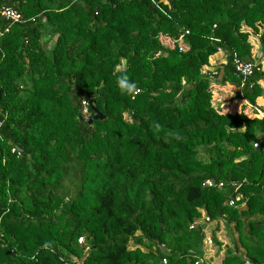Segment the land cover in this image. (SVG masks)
Returning a JSON list of instances; mask_svg holds the SVG:
<instances>
[{"label": "trees", "instance_id": "16d2710c", "mask_svg": "<svg viewBox=\"0 0 264 264\" xmlns=\"http://www.w3.org/2000/svg\"><path fill=\"white\" fill-rule=\"evenodd\" d=\"M3 8L22 22L0 16V264H205L221 221V264H264V0Z\"/></svg>", "mask_w": 264, "mask_h": 264}, {"label": "rangeland", "instance_id": "374dc122", "mask_svg": "<svg viewBox=\"0 0 264 264\" xmlns=\"http://www.w3.org/2000/svg\"><path fill=\"white\" fill-rule=\"evenodd\" d=\"M263 28H264V26H262V30H260L258 33H255L252 30L248 31L247 28L245 29L246 31H248L250 33V39L249 40H250L251 44L254 46L255 50H257V51H259L261 48L260 37L263 33V30H264ZM209 64H210V60H209ZM218 65H216V66H218ZM212 72H214V71H212ZM223 95H225V94H223ZM217 105H218V103H217ZM83 113H84L85 117L88 118L89 113L87 112V110H85ZM198 150L200 152L203 151L201 147H199ZM200 157H201V159L205 160V157H203V156H200ZM69 184H70V180L65 182L66 186H69ZM203 221H205V219H203ZM221 222H224V221H221ZM223 226H222L221 230L219 232H217L218 234H215V235L212 234L213 229H214L213 226L208 229V232H207L208 238L206 237V239H205V244L207 247L203 248V258H202V261H204L205 264H221L224 260L225 255L229 252L226 250L227 246H229V241H225V239H226V237L228 238V234H229L230 230H229V228H226L224 223H223ZM216 242L222 243V244L218 245V243H216ZM130 247L133 248V243L130 244ZM224 251H226V252H224ZM223 252H224V254H222Z\"/></svg>", "mask_w": 264, "mask_h": 264}, {"label": "crops", "instance_id": "0c3cea01", "mask_svg": "<svg viewBox=\"0 0 264 264\" xmlns=\"http://www.w3.org/2000/svg\"><path fill=\"white\" fill-rule=\"evenodd\" d=\"M227 63V57L226 54L224 52H219L216 55L212 56L210 59V64L206 67H204L205 71H217L218 69H220L222 66L226 65ZM219 64V65H218ZM218 65V66H216ZM208 69V70H207ZM262 69L264 70V60L262 61ZM262 87H264V83L261 84ZM217 94L220 96V99L218 100V105L217 103L215 104L217 107H223L226 105V99L230 96L229 93L226 92V90L218 88L216 89ZM225 94V95H223ZM203 221V220H202ZM200 221L201 224H204V221L202 222ZM214 227L213 229V235L214 234H218L217 232H219L223 226V222H212L210 224H204L202 229L205 232V235L207 237V232L208 229L211 227ZM224 227V226H223ZM210 233V232H209ZM232 230L230 228V232L228 234V238L226 237L225 241H229V246H227L226 250L227 251H231V249L233 248V243H232V239H231V234ZM208 238V237H207ZM206 239V238H205ZM222 244V243H221ZM205 248L207 247L206 244L204 246ZM226 252V251H224ZM224 252L222 254H224ZM203 258V256L201 257ZM206 259V258H205Z\"/></svg>", "mask_w": 264, "mask_h": 264}, {"label": "built area", "instance_id": "2783aa9c", "mask_svg": "<svg viewBox=\"0 0 264 264\" xmlns=\"http://www.w3.org/2000/svg\"><path fill=\"white\" fill-rule=\"evenodd\" d=\"M0 16L5 18L6 21L10 23V26L22 22V16L15 10L11 8H3L0 10ZM6 31H9L8 29ZM3 36V33L0 31V40ZM238 73L244 78V81L250 77L256 70V64L251 62H243L238 59L235 60ZM207 185L212 186L213 182H207ZM219 188H224L223 184L219 185ZM1 236V233H0ZM80 243H83V240H80ZM166 262V261H164Z\"/></svg>", "mask_w": 264, "mask_h": 264}, {"label": "water", "instance_id": "95a60500", "mask_svg": "<svg viewBox=\"0 0 264 264\" xmlns=\"http://www.w3.org/2000/svg\"><path fill=\"white\" fill-rule=\"evenodd\" d=\"M125 63H126V61H125ZM100 118L102 119V117H101V116L99 115V113L97 112V113H96V116H95V119H100Z\"/></svg>", "mask_w": 264, "mask_h": 264}, {"label": "clouds", "instance_id": "9594fccd", "mask_svg": "<svg viewBox=\"0 0 264 264\" xmlns=\"http://www.w3.org/2000/svg\"><path fill=\"white\" fill-rule=\"evenodd\" d=\"M120 83H121V84H123V83H124V81H121Z\"/></svg>", "mask_w": 264, "mask_h": 264}]
</instances>
